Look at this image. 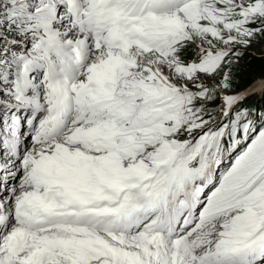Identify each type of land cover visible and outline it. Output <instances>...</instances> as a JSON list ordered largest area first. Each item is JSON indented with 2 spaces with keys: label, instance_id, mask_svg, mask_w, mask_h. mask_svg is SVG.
Returning a JSON list of instances; mask_svg holds the SVG:
<instances>
[{
  "label": "snow or ice",
  "instance_id": "1",
  "mask_svg": "<svg viewBox=\"0 0 264 264\" xmlns=\"http://www.w3.org/2000/svg\"><path fill=\"white\" fill-rule=\"evenodd\" d=\"M0 264H264V0H0Z\"/></svg>",
  "mask_w": 264,
  "mask_h": 264
}]
</instances>
